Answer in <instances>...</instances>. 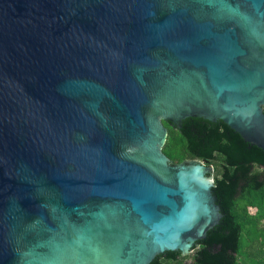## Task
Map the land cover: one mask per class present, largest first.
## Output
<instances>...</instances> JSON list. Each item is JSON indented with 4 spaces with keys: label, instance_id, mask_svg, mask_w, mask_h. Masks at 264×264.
<instances>
[{
    "label": "water",
    "instance_id": "water-1",
    "mask_svg": "<svg viewBox=\"0 0 264 264\" xmlns=\"http://www.w3.org/2000/svg\"><path fill=\"white\" fill-rule=\"evenodd\" d=\"M264 0H0V264H154L230 229L166 127L264 159Z\"/></svg>",
    "mask_w": 264,
    "mask_h": 264
},
{
    "label": "trees",
    "instance_id": "trees-1",
    "mask_svg": "<svg viewBox=\"0 0 264 264\" xmlns=\"http://www.w3.org/2000/svg\"><path fill=\"white\" fill-rule=\"evenodd\" d=\"M162 123L166 135L161 151L169 161L197 158L212 165L211 186L219 187L220 196L228 205L230 229L216 238L212 249L198 243L185 254L176 253L173 259L156 254L154 264H242L237 252L242 229L253 220L249 208H254L258 215L264 213V159L248 151L240 155L222 135L220 123L205 125V133L215 128L220 139L206 150L194 148L176 128L166 121Z\"/></svg>",
    "mask_w": 264,
    "mask_h": 264
},
{
    "label": "rangeland",
    "instance_id": "rangeland-1",
    "mask_svg": "<svg viewBox=\"0 0 264 264\" xmlns=\"http://www.w3.org/2000/svg\"><path fill=\"white\" fill-rule=\"evenodd\" d=\"M249 209L253 220L242 229L237 256L242 264H264V213L261 216Z\"/></svg>",
    "mask_w": 264,
    "mask_h": 264
}]
</instances>
